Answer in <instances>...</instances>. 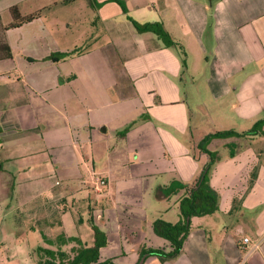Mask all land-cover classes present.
<instances>
[{"label":"crops","instance_id":"obj_1","mask_svg":"<svg viewBox=\"0 0 264 264\" xmlns=\"http://www.w3.org/2000/svg\"><path fill=\"white\" fill-rule=\"evenodd\" d=\"M12 6L41 14L18 39L6 31L12 56L0 60L7 212L81 196L107 236L99 261L264 264V124L207 142L217 209L190 218L175 257L141 254L170 250L152 223L180 220L179 202L210 159L201 140L264 119V0H0V15ZM128 17L161 23L176 46ZM53 217L32 224L60 227Z\"/></svg>","mask_w":264,"mask_h":264},{"label":"trees","instance_id":"obj_2","mask_svg":"<svg viewBox=\"0 0 264 264\" xmlns=\"http://www.w3.org/2000/svg\"><path fill=\"white\" fill-rule=\"evenodd\" d=\"M69 1V0H64ZM95 0H90L91 5H94ZM11 15V22L7 26H3L0 21V60L10 58L12 56V51L6 40V31L9 28L19 27L24 23L30 22L33 19L40 16L41 11L35 13L22 15L16 6H12L9 10ZM132 21L136 29L140 32H153L161 39L166 46H171L176 44L169 34L164 30L161 23L159 22H148L139 24L133 19L128 17ZM81 47L74 48L69 52H58L50 55V58L56 60L59 56L60 58L66 57L70 54L80 53ZM184 54V53H183ZM185 60L182 59V64L184 65ZM264 124V119L259 120L251 129L238 133L235 131H220L213 134L205 136L199 143V147L208 152L210 159L209 162L205 164L202 171L193 181L191 187L187 189L186 195H184L179 202V211L181 218L176 223L166 222L162 219H156L152 223V229L154 233L164 239H166L170 244V250L163 251V249H142L141 254L145 256L148 254H153L158 256L161 260L173 258L179 254L183 242L190 229V218L192 216H201L214 212L217 209V195L215 191L208 185L207 173L214 162L215 156L213 152L208 151L205 145L212 137H227L230 135H241L244 133L255 134L258 133V127ZM55 214V213H54ZM57 214V213H56ZM53 216V215H52ZM90 223L93 221L92 217H89ZM93 235L94 243L91 245H86L78 248H72V253L61 250L60 243L57 240H50L47 238L42 231H40L43 241L46 245L37 246L35 248L36 253V264H115L110 260L99 261V249L106 243V239L103 234H100L98 229H96L92 223L90 224ZM33 228V226H31ZM59 237V236H58ZM77 240V239H75ZM55 246V248H52ZM141 263V260H139Z\"/></svg>","mask_w":264,"mask_h":264},{"label":"rangeland","instance_id":"obj_3","mask_svg":"<svg viewBox=\"0 0 264 264\" xmlns=\"http://www.w3.org/2000/svg\"><path fill=\"white\" fill-rule=\"evenodd\" d=\"M11 20L10 12L0 15V21L3 26H7ZM19 29L20 27L9 28L7 31L15 34V37L18 39L20 33ZM173 46L176 45L173 44ZM27 192L30 193L32 191ZM88 192L90 191H85L86 200L88 199ZM0 194L2 193L0 192ZM3 196L0 195V264H33L32 262L36 264L37 257L35 248L45 244L40 231L50 240H57L63 243L60 248L64 249V246H67V249H69L68 253H72L74 252L72 248L85 246V243L86 245L94 243L92 242L94 241V235L92 239L93 230L90 226L92 223L100 234L104 235L107 243L105 230L101 229L99 222L93 220L90 223L87 213V203L78 200L81 196H73L74 199L71 195H64L62 196L64 201L52 204V206H49V200L43 199V204L39 207L35 205H26L17 210L10 211L9 213L7 212V202L4 201ZM91 197L92 200H94V197ZM80 201L81 204L84 203L85 205H80L78 203ZM92 203L94 204V202ZM14 205L15 202L13 201V206ZM66 208L68 211H66ZM53 211H58L57 215L54 217L51 215ZM48 217H53L55 220L54 222H59L60 227L33 226L32 222H34L35 218L40 219L39 223H41L42 219L46 221ZM81 218L82 221L80 220ZM21 224L28 225V227L19 228ZM31 226H33V228ZM3 236L4 238H2ZM165 241L167 240L165 239ZM106 243L103 246H105ZM121 244L123 249H125V247L127 248L126 243ZM130 246L131 245H129V247ZM110 247L114 248L113 245ZM52 248H55V246H52ZM129 262V260L123 261L121 257L116 259V264H129Z\"/></svg>","mask_w":264,"mask_h":264},{"label":"built area","instance_id":"obj_4","mask_svg":"<svg viewBox=\"0 0 264 264\" xmlns=\"http://www.w3.org/2000/svg\"><path fill=\"white\" fill-rule=\"evenodd\" d=\"M99 184H104V181H103V180H99ZM248 241H249L248 237H243V238H242V242H243L244 244H246Z\"/></svg>","mask_w":264,"mask_h":264}]
</instances>
